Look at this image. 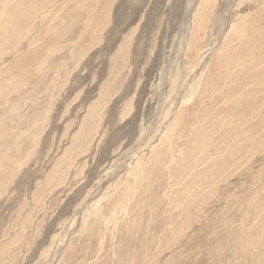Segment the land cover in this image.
I'll return each mask as SVG.
<instances>
[{
  "label": "rangeland",
  "instance_id": "obj_1",
  "mask_svg": "<svg viewBox=\"0 0 264 264\" xmlns=\"http://www.w3.org/2000/svg\"><path fill=\"white\" fill-rule=\"evenodd\" d=\"M4 1L0 264H264V0Z\"/></svg>",
  "mask_w": 264,
  "mask_h": 264
},
{
  "label": "bare ground",
  "instance_id": "obj_2",
  "mask_svg": "<svg viewBox=\"0 0 264 264\" xmlns=\"http://www.w3.org/2000/svg\"><path fill=\"white\" fill-rule=\"evenodd\" d=\"M199 1H200V7L204 4V0H196V2H194V4H192L191 6H190V13L188 14V19H187V21L189 22L190 21V19L191 18H193V13L195 12V10H196V8H197V5H198V3H199ZM9 4V1L8 0H5L4 2H3V6H7ZM82 6V5H81ZM80 6V7H81ZM84 7V6H83ZM232 9V7L230 6V7H228L227 8V10H229V9ZM82 9H84V8H82ZM227 10H226V12H227ZM95 11V10H94ZM84 12V11H83ZM89 15H90V13H89ZM88 15V16H89ZM14 15H9L8 17L10 18V17H13ZM91 16V15H90ZM85 17V16H84ZM196 17H197V14H195V18H194V20H195V22H194V29H193V32H192V36H191V38H192V40H195V39H197L198 40V38H201V39H203L204 40V38H205V35H202L203 33L201 32L202 31V27H201V25L199 24V25H196L195 23H197V19H196ZM230 17V16H229ZM229 17H227L226 19H225V24H227V22H228V19H229V21H230V32H232V31H234V24H235V22H233V20L231 19V18H229ZM223 18V17H222ZM85 20V19H84ZM92 20V19H91ZM231 21H232V23H231ZM86 25H88V27H90L91 25H92V22H88V24H86ZM191 25H193V22H191ZM87 27V26H86ZM200 34V35H199ZM82 37V36H81ZM80 37V38H81ZM263 38H264V36H263ZM263 46H264V42L263 43H261ZM196 46H197V44L195 45V48H196ZM229 46V45H228ZM227 46V47H228ZM192 47H193V45H192ZM192 47H190L189 46V44H188V46L186 47V50L187 49H189V48H192ZM210 47V46H209ZM209 47H208V49L207 50H209ZM226 47V48H227ZM260 47H261V45H260ZM200 51L198 52V53H196V58H197V56H199V54L201 53V48L199 49ZM213 50L212 49H210V51H208V52H212ZM248 51V49H246L245 51H244V53L245 52H247ZM208 52H207V54H208ZM206 54V55H207ZM243 54V53H242ZM242 56V55H241ZM201 58V57H200ZM202 59V58H201ZM238 59L239 58H237V60H236V62H235V64L234 65H236L237 64V62H238ZM233 62H234V60H233ZM261 62H263V61H261ZM232 63V62H231ZM252 64H256V61H253L252 62ZM251 63H249L247 66H248V68H250V67H253V65H252ZM227 73V72H226ZM251 79V78H250ZM258 82H260V84H262L261 86H258V88H257V90L255 91V90H251L250 92H251V95L252 94H254L255 92H259V93H264V74L263 75H261V76H259L258 77ZM258 106H260L261 107V105H264V100L261 102V104L259 105V104H257ZM250 110V113H249V119L250 118H252L253 117V115H254V110H251V109H249ZM248 110V111H249ZM261 114L262 115H264V110L262 109V107H261ZM254 124H252V122H249V126H246V127H251V126H253ZM248 129V128H247ZM252 131V130H251ZM250 130H247L246 132H245V134H243V137L239 140V143L241 144V143H243L245 140H247L249 137H248V135L250 136ZM252 136H253V133L251 134ZM239 147H241L242 146V144L241 145H238Z\"/></svg>",
  "mask_w": 264,
  "mask_h": 264
}]
</instances>
